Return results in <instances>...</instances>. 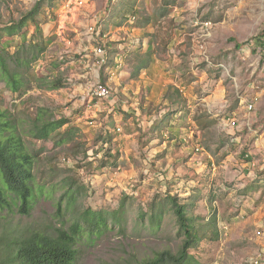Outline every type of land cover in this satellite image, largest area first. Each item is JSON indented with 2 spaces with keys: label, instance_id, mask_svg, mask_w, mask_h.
Listing matches in <instances>:
<instances>
[{
  "label": "rangeland",
  "instance_id": "1",
  "mask_svg": "<svg viewBox=\"0 0 264 264\" xmlns=\"http://www.w3.org/2000/svg\"><path fill=\"white\" fill-rule=\"evenodd\" d=\"M61 2L0 0V56L24 80L21 89L13 92L0 79V110L16 124L33 156L28 212H21L19 200L9 196L11 206L0 209V244L5 246L19 232L67 228L84 209L104 210L107 228L92 234L82 229L74 264H139L160 251L176 253L181 247L184 236L167 202L169 195L186 203L194 219L199 240L187 252L195 264H252V257L264 253V224L247 219L246 214L234 217L240 212L241 197L247 200L244 195H249L250 205L243 207L250 214L264 215L260 206H264V46L255 38L264 31V0H151L154 22L158 18L159 22L148 34L161 45L169 41L165 29L174 22L170 12L182 8L181 15L188 14L189 5H195L196 13L185 17L193 18L187 31L192 29L195 48L189 51L187 69L197 82L190 88L188 77L182 76V83L196 97L219 89L226 99L216 116L189 114L187 105L178 114L175 106L168 105L162 120L154 123L143 119L144 93L130 95L120 88L126 79L122 80L125 62H139L126 45L125 52L120 47L110 51L114 62L107 63H119L109 80L114 95L86 116L83 96L94 81L93 73L85 66L86 48H75L74 32L62 34L69 44L54 34ZM121 3L95 0L94 5L102 7L103 22L108 8L120 4V9L127 7L124 14H137L131 25L144 26V10L150 13L151 6L147 11L144 0ZM35 5L32 17L8 34L6 28L17 25ZM124 14L114 19L122 24L130 17ZM206 20L212 27L201 45L197 35L202 26L195 23ZM136 44L138 49L141 41ZM25 58L30 61L27 66L20 61ZM99 72L103 75V68ZM252 96L254 108L246 111L240 97ZM229 115L238 126H223ZM62 118L67 121L48 138L31 136L35 126ZM173 127H179L178 135ZM157 211L160 216L152 217Z\"/></svg>",
  "mask_w": 264,
  "mask_h": 264
},
{
  "label": "crops",
  "instance_id": "2",
  "mask_svg": "<svg viewBox=\"0 0 264 264\" xmlns=\"http://www.w3.org/2000/svg\"><path fill=\"white\" fill-rule=\"evenodd\" d=\"M122 1L124 2L125 0H120V4H122ZM136 1L138 2L140 0ZM94 4L95 0H93L90 5L85 6L81 11L72 13L71 15V21L73 23L72 31L74 32L73 37L76 44L75 48L77 50L88 47L91 48L92 45H95V43L91 44L89 42L90 36L87 34L86 25L88 23L95 22L97 18L102 15L103 10L102 7H95ZM120 4L119 6L117 4L116 7H113L111 9L112 12H108V20H104L105 22H103V28L104 30L110 32V36L107 40V45L108 49H110L111 52L112 50L115 52L116 47H121L122 45L129 46L132 45V43L135 45L136 42L138 43L139 41H141V46L138 47V49H136V46H129L130 49H128V51L134 54H132V56H138L139 62L138 64L130 63L127 61L125 62L126 64L123 65L124 76L122 77V80L124 78L126 79L125 81L120 83V85H122L120 86V88L121 90L126 91V93L128 92V94L130 95H137L140 92H142V94L144 93V105H142V109H144L143 119L147 120L149 123H154V121H161L163 116L162 114L166 113V110H168V105L170 107L175 106L178 110V114H180V112H182L187 105V107L190 108V110L188 111L189 114L199 115L204 112L205 115L213 114V116H216V114H218L219 112V107L224 106L221 100L223 99V102H226L223 90L217 89L216 92H211L203 98L202 96L196 97L192 92L189 91V87H193L191 86V84H196L197 82L195 79H193V76L192 80L190 79L191 72L187 69V65H189L188 59L191 58L190 52L193 48H195L194 37L193 39H190V32L192 29L190 28V30L187 31V27L190 25L191 19L193 20V18H191V15H194L196 13L195 5H189L188 14L181 15V13L185 10L182 8L179 10L175 9L174 11L170 12V15H168V17L173 18L174 22H168V26L166 27L167 29H165L170 33V37L168 36L169 41L166 44L161 45L159 42L151 41V37L148 34L149 32H152L153 30L155 31V29L158 28L157 23L159 22V18H156L157 20L156 22H154L155 11L151 6V0H144V6L146 5L147 11H149L151 6L150 13H147L144 10V15L146 16V18H144V26L140 25L139 23L136 26L131 25L135 24V21L137 20V14H124L123 12L127 7L123 6L124 8L120 9ZM133 7L139 8L137 3H134ZM121 14H124L128 17L130 16L122 24L117 19H114L119 17ZM186 15H190L191 17L187 18L185 17ZM148 16L151 17L149 21L147 19ZM114 20L115 23L112 24ZM108 21L112 22L108 23ZM186 34L189 37H187ZM155 35L158 37L160 35H163V33ZM185 38H187L188 41L190 40V42H184ZM121 39H124L123 44ZM116 53H118V51H116ZM193 53L195 54L197 53V51L194 49ZM109 57V61L113 63V53L112 55L109 54ZM163 58L166 59L164 60ZM111 65H108L107 69H109ZM130 71L135 72L133 75H130ZM103 72L105 73V71ZM182 76L188 77L190 82L189 87L187 86L186 88L185 84L182 83ZM184 89L185 92H183ZM190 98H192L193 100ZM156 107H158V109L160 110L157 111ZM214 109L217 112H212L214 111ZM127 111L130 113L132 110ZM188 120H190V117L188 118ZM107 127L109 128V126H107L106 124L105 128ZM171 131L174 132V135H178L180 129L179 127H173L171 128ZM244 181L245 180H243L242 182ZM254 194H256V192H254L253 195ZM244 196H248L247 200L241 197L240 212L234 218H239L240 216L242 217L244 214H246L247 219L252 220L260 225L264 224V215H261L260 212L256 213L254 211H252V213L250 214L249 210H247L246 207H243L244 204L247 206L250 205V203L248 202V199H250L249 195ZM260 206L264 207L261 204Z\"/></svg>",
  "mask_w": 264,
  "mask_h": 264
},
{
  "label": "trees",
  "instance_id": "3",
  "mask_svg": "<svg viewBox=\"0 0 264 264\" xmlns=\"http://www.w3.org/2000/svg\"><path fill=\"white\" fill-rule=\"evenodd\" d=\"M37 9V5L25 14L17 25L6 28L8 34H12L23 26L27 19L31 18ZM264 31L256 35V40L264 46ZM239 46V44H237ZM24 65H29L26 58L20 60ZM0 79L10 91H18L24 84V80L18 70L10 69L3 57L0 56ZM56 87V84L52 85ZM0 110V209L9 207L12 201L10 195L19 200V210L28 212L33 196L31 182L33 180V156L28 151L23 137L17 132V126L11 123ZM67 121L66 118L47 120L39 126L31 129V136L38 139H46L50 133L59 128ZM61 142L64 138L60 139ZM71 193L67 205L71 204ZM67 197V196H66ZM64 198V196L62 197ZM176 217L179 230L183 233L181 247L176 253L170 250L158 252L154 257L145 259L139 264H195L187 250L199 240L196 235L194 219L188 215V205L180 203L175 196H166ZM58 203V210H61ZM115 220V212L110 213ZM154 214V215H153ZM152 217L160 216V211L153 213ZM107 216L104 210L84 209L80 212L77 220L67 228L58 227L52 232L31 230L19 232L12 236L7 244L0 246V264H74L77 255L76 244L83 232L90 234L104 231L107 228Z\"/></svg>",
  "mask_w": 264,
  "mask_h": 264
},
{
  "label": "built area",
  "instance_id": "4",
  "mask_svg": "<svg viewBox=\"0 0 264 264\" xmlns=\"http://www.w3.org/2000/svg\"><path fill=\"white\" fill-rule=\"evenodd\" d=\"M118 0H110V3L114 5L117 3ZM93 2V0H62L61 2V8L58 13V18L55 23V31L54 34L57 35L60 39L62 34H64L65 31H72V21H71V15L72 13H77L81 11L85 6L90 5ZM114 7V6H113ZM112 7V8H113ZM111 6L108 8V11H111ZM195 24H200L202 26L201 30L199 31L197 35V39L200 41L201 45L205 43V40L210 35V28L212 27L211 21H198ZM86 31L87 34L90 36L89 42L91 44L95 43V45H92L91 48H86L84 50V53H86L85 56L88 57V60H86V68H90L92 71V75H90V78H94V81L89 84L87 87L86 92H84V101H85V107H86V116L89 115L91 112H97L99 111L98 105L103 100H108L114 95V91L112 89V86L110 83H112L111 78L117 73L118 66H110L109 69H107L108 61H109V54L110 49H108L107 40L110 36V32L107 30H104L103 28V21L101 18H97L95 22L88 23L86 25ZM63 41L66 43H70L68 38H65L64 36L61 37ZM137 43V42H136ZM134 44L129 46H133ZM127 46V45H126ZM128 46V47H129ZM126 47V50L129 49ZM125 46L122 45L119 50L125 52ZM119 50H117L119 52ZM81 62V61H80ZM90 66V67H89ZM103 68V71L105 73L102 75L101 72H99L100 69ZM105 69V70H104ZM88 73V71L86 72ZM84 76V75H83ZM89 76V75H88ZM92 76V77H91ZM111 80V81H109ZM256 97L252 96L249 99L245 100V98L240 97V102L243 105V108L246 111H251L254 108ZM93 102V103H92ZM113 108V107H112ZM89 117V116H88ZM223 124L227 127H235L238 126V120L234 116H228L223 119ZM119 131L120 128L116 127V131ZM226 228V226L224 227ZM257 234L260 233V231H256ZM264 253L257 254L255 257L251 258L252 264H262Z\"/></svg>",
  "mask_w": 264,
  "mask_h": 264
}]
</instances>
